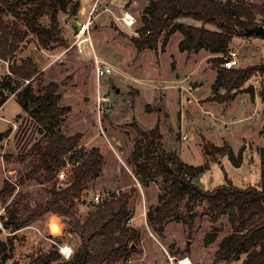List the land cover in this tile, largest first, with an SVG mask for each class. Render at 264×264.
I'll return each instance as SVG.
<instances>
[{
	"label": "rangeland",
	"instance_id": "rangeland-1",
	"mask_svg": "<svg viewBox=\"0 0 264 264\" xmlns=\"http://www.w3.org/2000/svg\"><path fill=\"white\" fill-rule=\"evenodd\" d=\"M109 1L113 3V0ZM114 1H118L112 6L114 12L119 11L117 4L125 10L133 2ZM112 3L104 0L101 7ZM138 4L134 8L140 7L142 3ZM142 10L137 13V23L127 30L130 36L136 34L134 30L141 24ZM57 17L63 38H67L66 41L71 44L74 39L71 34L74 16L58 11ZM39 19L48 26V15H42ZM4 20L10 26L29 30L22 14L6 15ZM112 21L97 34L98 49L107 57L116 56L117 59L111 64L114 71L101 76L98 81L87 46H84V55L77 52L75 45L69 48L56 45L52 49L35 52V38L30 33L24 48L16 53V57L31 54L38 56L43 73L42 83L57 82L59 104L71 108L64 115L60 130L66 135L79 131L82 139L77 148L65 156L66 165L61 168H65L64 177L60 178L57 173L49 181L38 176L18 184L13 193H4L1 197L0 216L5 214L4 207L18 190L23 193L21 209L45 201L48 198L47 190L54 181L61 185L67 184L65 178L77 155L92 146H98L102 150L104 164L100 175L106 180L98 185L93 179L85 182L83 194L72 208L75 216L83 219L93 207L91 194L95 188L110 193L133 188L129 200V218H133L132 223L139 233V241L131 256L135 264L161 259L164 248L178 257L188 255L193 264H240V260L225 262L214 259L220 239L232 228L227 215H222L217 222L212 223L205 211V203L196 205L195 210L199 215L195 217L191 230L179 221L168 220L160 232L147 221L146 213L157 204L163 187L159 179L150 181L148 185L138 180L133 171L134 164L130 161V153L138 137L134 123L145 130L157 125L162 134L160 150L174 151L183 161L194 165L203 164L209 159V167L194 179L201 187L212 188L222 183L224 171L238 186L256 184L259 179L260 149L264 148V102L259 97L261 86L264 85V74L250 77L242 88L233 93L231 99H208L214 94L211 85L216 76V68L210 61L214 54L204 49L198 52L179 51L177 44L183 37L179 31L168 37L161 50V40L167 30L160 37L156 51L136 50L129 34L125 35L118 28L125 27L117 24L118 20ZM177 21L201 25V21L190 17H181ZM205 26L215 28L209 23ZM92 42L94 45L93 39ZM227 50L236 52V67L264 62L262 37L234 35ZM9 62L0 60V79L8 72ZM37 84L33 83L36 91ZM250 86L253 87V95L248 90ZM98 97H104V100L99 101ZM256 102L259 103L252 111L251 104ZM7 129L9 133L0 140V185L4 180L18 181L37 161L36 150L43 144L37 124L22 110L15 93L0 106V132ZM205 140L218 146L227 143L235 153L241 148L243 153L240 166H234L227 156L218 155L214 159L207 157L203 152ZM27 151L29 154L20 160L19 155ZM120 156V171L116 174ZM180 210L186 213L184 205H181ZM68 218L48 212L13 232L3 227L0 219V238L6 240L12 237V257L7 260V264H35V257L54 245L59 253L60 247L65 245L72 248L74 253L80 245V237L69 230L66 222ZM213 226L218 228L217 237L212 243L205 244L204 235Z\"/></svg>",
	"mask_w": 264,
	"mask_h": 264
},
{
	"label": "trees",
	"instance_id": "trees-1",
	"mask_svg": "<svg viewBox=\"0 0 264 264\" xmlns=\"http://www.w3.org/2000/svg\"><path fill=\"white\" fill-rule=\"evenodd\" d=\"M79 6L78 0H0V60H10L8 72L0 79V106L15 93L22 110L37 124L43 141L36 150L37 161L34 165L18 181L4 180L0 185V199L4 193H13L18 184L31 178L41 176L42 180L53 179L66 165L65 156L75 150L82 139L79 131L66 135L60 130L59 125L71 108L59 104L57 82L42 83L43 73L38 56L16 57V53L28 42L30 33L35 38V52L67 45L58 24V11L76 16ZM20 14L28 23L29 30L10 26L4 20L6 15ZM45 14L49 17L48 26L39 19ZM181 17L199 20L201 25L175 22ZM140 22L135 29L136 34L130 36L137 50L148 47L156 51L160 37L167 30L161 40V50L168 37L179 31L183 35L177 44L179 51L198 52L204 49L214 54L210 57L216 68L211 85L214 94L208 99H231L233 93L242 88L250 77L264 74V62L245 67L227 68L222 65L234 35L260 37L253 32L247 33V30L264 25V1L148 0ZM206 23L215 28H207ZM34 82H38V91L34 89ZM248 90L253 95V87L250 86ZM259 97L264 102V85ZM134 129L138 137L130 153L133 171L143 185L159 179L163 187L157 204L146 213L147 221L160 232L168 220L179 221L191 230L195 217L199 215L195 210L196 205L205 203V211L212 223L227 215L232 228L220 239L214 259L225 262L240 260V264H264V148L260 149L259 179L256 184L238 186L224 171L222 183L203 188L194 179L209 167V159L203 164L194 165L183 161L174 151L160 150L162 134L157 125L145 130L134 123ZM7 133L9 129L0 132V140ZM203 152L212 159L218 155L227 156L236 167L242 162L243 150L240 148L235 153L227 143L218 146L205 140ZM28 154L29 151L20 154L19 159L23 160ZM102 157L98 146L80 152L65 178L67 184L54 181L47 190L48 198L45 201L21 209L23 193L18 190L4 207L5 214L0 219L3 227L10 229V232L50 212L68 216L66 222L69 230L79 234L80 245L70 259L66 260L54 245L50 250L38 254L34 259L35 264H127L126 260L133 255L139 241L138 230L127 224L133 188L112 193L109 199L93 203L83 219L72 211L76 200L83 194L85 182L101 173ZM181 205L185 206L186 213L180 210ZM217 230L213 226L204 235L205 244L216 239ZM11 244V236L6 240L0 238V264H7L12 257Z\"/></svg>",
	"mask_w": 264,
	"mask_h": 264
},
{
	"label": "built area",
	"instance_id": "built-area-1",
	"mask_svg": "<svg viewBox=\"0 0 264 264\" xmlns=\"http://www.w3.org/2000/svg\"><path fill=\"white\" fill-rule=\"evenodd\" d=\"M101 2L102 0H93L89 13H88V17L86 20L80 22V26L77 32L74 33V41H73V44L75 45L77 52L80 53L81 55L85 54L84 45L88 47L89 56L91 57V60L94 66V72H95L97 81L101 76H104L108 73H112L114 71L111 64H109L108 62H105L97 54H95L94 49H93V44L89 36V25L92 24L93 22L92 16L96 15L99 11L109 10V8L106 5L101 7ZM117 19L120 20L124 24V26L129 27V28H132L137 21V18L133 14L128 12L127 10H124L123 13H121V15L117 17ZM235 64H236V52L233 50H230L228 51L227 55L224 56V61L222 62V65L224 67L230 68V67L235 66ZM101 99L104 100V97L102 98L98 97L99 101ZM120 161H121V156L119 157V160L117 162V170L120 169V163H121ZM64 169L65 168L60 169L58 171V175L60 178L66 175V172ZM105 180L106 179L101 178L100 174L97 175L95 178H93V181L94 183H96V185H98V183L101 184L105 182ZM111 196H112V193L108 191H100L99 189L95 188V190H93L91 194V200L93 203H100L104 199H109ZM132 222H133V218H128L127 224L133 226ZM61 248L62 247H60V249ZM126 263L135 264L132 257L127 259ZM137 264H193V262H192V259L188 255H183V256L178 257L175 254L169 253L164 248L161 259L157 261H151L148 263L139 261Z\"/></svg>",
	"mask_w": 264,
	"mask_h": 264
},
{
	"label": "crops",
	"instance_id": "crops-1",
	"mask_svg": "<svg viewBox=\"0 0 264 264\" xmlns=\"http://www.w3.org/2000/svg\"><path fill=\"white\" fill-rule=\"evenodd\" d=\"M79 1V4H80V6H79V8H78V11H77V14H76V16H74V19H73V22H72V24H71V27H72V31H71V34H72V37L74 38V26H75V22H76V19L77 18H79L80 19V22H82V21H84V20H86L87 19V17H88V13H89V10H90V7H91V4H92V2H93V0H78ZM104 0H102V2H103ZM105 1H108L109 3H112L111 1H109V0H105ZM120 1H124V2H127V0H120ZM222 1H225V0H222ZM251 1V0H250ZM114 2H117L118 3V1H114L113 0V3H112V5H106V4H104V5H106L108 8H109V10H103V11H99L96 15H93L92 16V20H93V22H92V24H90L89 25V36H90V40L92 41V39H93V41H94V45H93V49H94V52H95V54H97L101 59H103V60H105L106 62H108L109 64H112V61H116V59H117V57L115 56L114 58L112 57V56H106V54H102V52L98 49V41H99V38H98V36H97V34H98V32H99V30H101V29H103V28H107L108 26H109V24L111 23V22H113L112 20H118L117 19V17H119L120 15H121V13H123V11H124V9H122L121 8V6L119 5V4H117L116 6L118 7V12H114L113 11V7L112 6H115L114 4ZM142 3L141 4V6L140 7H138V8H134L135 6H137V5H139L138 3ZM148 3V0H133V2L131 3V6L130 7H128L127 9H125V10H127L128 12H130L131 14H133L135 17L137 16V13L139 12V11H141L144 7H145V5ZM109 11V12H108ZM114 18H113V17ZM118 23L117 24H121V25H123L124 26V24L120 21V20H118L117 21ZM136 23H137V21H136ZM135 23V24H136ZM116 24V25H117ZM134 24V25H135ZM118 26V25H117ZM125 27V29H122L121 27H118L121 31H123L124 33H125V35H127V34H129V33H127V30H129V27H126V26H124ZM137 28V27H136ZM90 30H92V34L90 33ZM92 35V36H91ZM129 36H130V34H129ZM91 37H93V38H91ZM66 40H68L67 38H66ZM73 41H74V39H73ZM73 41L71 42V44H69L67 41V45H66V48H69L71 45H74L73 44ZM132 42V41H131ZM92 44H93V42H92ZM68 46V47H67ZM84 46H86V45H84ZM144 49H146V50H152V49H150V48H148V47H144V48H142V49H140V51L142 50H144ZM137 50V49H136ZM154 51V50H153ZM80 54V53H79ZM141 65H143V64H141ZM135 78L137 77V75L136 76H134ZM259 102H256V103H253V104H251L252 106H251V110L253 111L256 107H257V104H258ZM258 107H259V105H258ZM264 107V106H263ZM160 108V107H159ZM155 126V125H154ZM150 129V128H149ZM101 152H102V150H101ZM102 167H104V164H102ZM119 171H120V169H116V174H119ZM118 192V191H117ZM134 226V225H133Z\"/></svg>",
	"mask_w": 264,
	"mask_h": 264
},
{
	"label": "water",
	"instance_id": "water-1",
	"mask_svg": "<svg viewBox=\"0 0 264 264\" xmlns=\"http://www.w3.org/2000/svg\"><path fill=\"white\" fill-rule=\"evenodd\" d=\"M79 26H80V19L77 18L76 19V22H75V26H74V33L77 32ZM250 32H253V33L259 35L264 40V26H262V25H256V26H254V27H252V28H250V29L247 30V33H250Z\"/></svg>",
	"mask_w": 264,
	"mask_h": 264
},
{
	"label": "clouds",
	"instance_id": "clouds-1",
	"mask_svg": "<svg viewBox=\"0 0 264 264\" xmlns=\"http://www.w3.org/2000/svg\"><path fill=\"white\" fill-rule=\"evenodd\" d=\"M61 254L64 256V258L67 260V259H70L72 254H73V249L70 248L69 246L65 245L63 246L61 249Z\"/></svg>",
	"mask_w": 264,
	"mask_h": 264
}]
</instances>
